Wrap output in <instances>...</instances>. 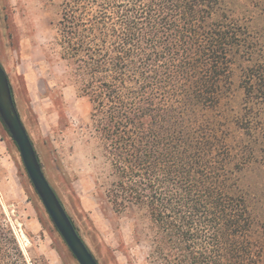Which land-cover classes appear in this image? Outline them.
I'll return each instance as SVG.
<instances>
[{"label": "trees", "instance_id": "trees-1", "mask_svg": "<svg viewBox=\"0 0 264 264\" xmlns=\"http://www.w3.org/2000/svg\"><path fill=\"white\" fill-rule=\"evenodd\" d=\"M60 7L53 43L92 104L93 136L115 179L107 197L134 218L139 239L145 217L151 260L264 264L260 201L242 179L264 166V43L250 17L231 0ZM0 264H29L1 205Z\"/></svg>", "mask_w": 264, "mask_h": 264}, {"label": "rangeland", "instance_id": "rangeland-1", "mask_svg": "<svg viewBox=\"0 0 264 264\" xmlns=\"http://www.w3.org/2000/svg\"><path fill=\"white\" fill-rule=\"evenodd\" d=\"M63 0H0V61L44 171L100 264H155L145 217L117 215L107 197L112 166L93 136L92 104L66 76L55 41ZM264 43V0H231ZM232 105L243 92L236 78ZM260 201L264 221V166L243 175ZM0 205L11 220L29 264H80L49 217L20 150L0 124Z\"/></svg>", "mask_w": 264, "mask_h": 264}, {"label": "water", "instance_id": "water-1", "mask_svg": "<svg viewBox=\"0 0 264 264\" xmlns=\"http://www.w3.org/2000/svg\"><path fill=\"white\" fill-rule=\"evenodd\" d=\"M0 118L17 144L24 166L49 217L80 264H100L48 179L18 110L10 78L0 61Z\"/></svg>", "mask_w": 264, "mask_h": 264}]
</instances>
